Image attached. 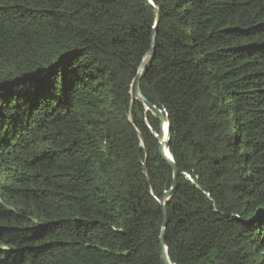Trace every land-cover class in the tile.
Segmentation results:
<instances>
[{
	"label": "trees",
	"instance_id": "trees-1",
	"mask_svg": "<svg viewBox=\"0 0 264 264\" xmlns=\"http://www.w3.org/2000/svg\"><path fill=\"white\" fill-rule=\"evenodd\" d=\"M154 3L170 260L264 264V0ZM154 25L145 0H0V264H164L173 169L131 93Z\"/></svg>",
	"mask_w": 264,
	"mask_h": 264
},
{
	"label": "water",
	"instance_id": "water-1",
	"mask_svg": "<svg viewBox=\"0 0 264 264\" xmlns=\"http://www.w3.org/2000/svg\"><path fill=\"white\" fill-rule=\"evenodd\" d=\"M146 4L150 7L154 18H155V29L153 33V39L151 43V48L148 51V53L145 55L144 59L141 62V66L139 68L138 74L135 77V79L132 82V97L133 99L141 100L143 104L146 106V108L154 113V115L159 119L160 121V132L156 133L155 136L160 144V156L163 158V160L168 163L172 169H173V186L170 190L166 191L162 200L159 202L162 204L164 208V220H163V227H162V233L160 237L161 242V259L164 264H173V262L170 260V257L168 255V246L166 242V234H167V227H168V212H167V202L170 199V197L173 195L177 188V177L179 175V169L177 167V164L174 161L173 155L170 152V131H169V124H168V117L164 110H162L160 107L150 104L144 97L141 86L140 80L145 76V74L148 72L149 68L151 67V63L154 60L155 53H156V36L158 31V23L160 20V14L161 10L159 6H156L154 3V0H152L151 4L148 3V0H145ZM162 122L163 124H167V130L163 131V135L161 136L160 133L162 132Z\"/></svg>",
	"mask_w": 264,
	"mask_h": 264
},
{
	"label": "snow or ice",
	"instance_id": "snow-or-ice-1",
	"mask_svg": "<svg viewBox=\"0 0 264 264\" xmlns=\"http://www.w3.org/2000/svg\"><path fill=\"white\" fill-rule=\"evenodd\" d=\"M152 0H148V3L151 4ZM167 130V124H163L162 122V132L160 133V135L162 136L163 135V131H166Z\"/></svg>",
	"mask_w": 264,
	"mask_h": 264
},
{
	"label": "rangeland",
	"instance_id": "rangeland-1",
	"mask_svg": "<svg viewBox=\"0 0 264 264\" xmlns=\"http://www.w3.org/2000/svg\"><path fill=\"white\" fill-rule=\"evenodd\" d=\"M55 133H57V132H52L51 134L53 135V134H55Z\"/></svg>",
	"mask_w": 264,
	"mask_h": 264
},
{
	"label": "bare ground",
	"instance_id": "bare-ground-1",
	"mask_svg": "<svg viewBox=\"0 0 264 264\" xmlns=\"http://www.w3.org/2000/svg\"><path fill=\"white\" fill-rule=\"evenodd\" d=\"M174 264V263H173Z\"/></svg>",
	"mask_w": 264,
	"mask_h": 264
}]
</instances>
